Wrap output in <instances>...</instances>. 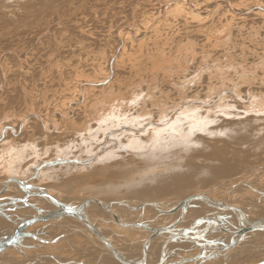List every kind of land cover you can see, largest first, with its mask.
I'll use <instances>...</instances> for the list:
<instances>
[{
  "label": "bare ground",
  "instance_id": "6f19581e",
  "mask_svg": "<svg viewBox=\"0 0 264 264\" xmlns=\"http://www.w3.org/2000/svg\"><path fill=\"white\" fill-rule=\"evenodd\" d=\"M248 1L250 0H164L163 3H161V5L159 6V10L156 13L147 15V13H144L143 10L141 24L133 26L132 24H128L127 22H121L117 26V50L113 54L108 55L109 61L113 62L114 60H116L117 54L118 52H120V57L122 55L127 56L128 59L134 63L135 67L141 68L143 65L140 62V59L145 53V42L148 40L156 47L158 51L157 55L151 54L149 56L153 62L152 68L154 70L157 69L162 71L161 73L163 76L167 77V81H169L168 77H171V79H173V82L169 84L172 89L168 90L166 88V92L159 91L158 86L160 85H158L156 77H152V80L150 81L151 84L146 88L145 92L140 91L139 93L141 94H139V96H137L138 91H134L128 94L127 97H124V95L122 94L123 88H120V86L119 89L115 91L114 89L109 90L110 88L115 86V79L118 76L123 79H126V76L120 75L119 72H116L112 69V67H109L107 58V60L103 62V64L101 65V69L99 70L100 76L96 75V79L91 81L85 80L86 82L77 84L73 86V88H71L74 92L71 96V100H67L69 98H66V100H64L62 104H57L54 109L48 111L47 114L45 113L47 116H41L39 113H36L33 107L30 108V112L26 115H31L30 117H27L29 119L28 122L34 119L32 121V124L35 122H40L43 127L46 123L47 127H45L44 129L45 134L52 135L50 132L51 130L60 127L61 124H65L71 125L74 130H77V132H83V134L88 133V135L92 136L90 123H92L93 121V123L97 124L96 127L93 128L96 132H98L99 130H103L105 132L107 130L108 134L118 133L123 136V140L125 130L129 129L135 130L136 132H146L148 130V126H150L149 129H151L152 134L148 135V138L146 139V142L148 141L147 147L141 146V136H136L137 133L132 131L127 134V136L130 138L127 139L128 141L123 145L116 139L112 140V142L118 145V147L121 148L124 153L120 154L122 156V160L118 164L110 167V170H114V173L106 177L107 180L103 182V184L107 182L106 184H108V187H105L106 185H104V187H98V190L94 188L95 190L93 195L97 194L96 196H98V193L102 194L103 196L118 195V189H120L121 186H124L125 182H127V187H129L130 181L127 177H130V175L140 170V166L136 167L137 163L135 162H141L144 166L146 165L147 160H157L161 161V163L165 161L170 162L169 158L178 151H180V153L175 154L176 159L183 160L186 156V153L189 154L188 157H192L194 155V153L191 154V146H193V144H199L201 146L200 150H198V152L196 153L206 152L207 148H209V144L212 145L213 148L221 149L222 147H220V145L222 144H220V141L223 140L219 137H226L228 142H230L231 137H236L242 133V129L250 127L254 125V123H264V114H253L264 112V58L261 59L260 63L254 64L252 67H250V71L247 73V75L238 74L234 80L230 79V73L228 72V70H230L231 68L235 70L239 68L238 66H236L237 62H234V65L228 64L224 66V62H220V60H218L217 58L214 63L212 62V64L215 65L213 66L215 67L214 70H212L211 66L207 65L208 67L206 68V65L204 63H200L197 72H201V70H203V72L206 73V75H204L206 77H203L205 80L203 81L207 82L202 83L201 81L199 85V92L197 91L196 93L191 95L188 93V88L191 84H193V78H189L186 76V73L188 72H186L187 64L189 63V61H181V57L183 54H189L188 51H186V49L188 48L187 46L191 45L192 43L195 46V43L193 42L194 40L188 42L186 41L187 44H183V40L187 39L184 37L181 42L183 45H181L180 43V46L178 47V49H180L182 53L179 57H173V53H171L170 50L165 51L166 46L164 47V45L162 44V42H167L166 39H163L165 33H163L162 30L164 25H171L172 21L177 22L181 19L184 21L195 20L196 22L198 21L200 23L203 21L205 22V20L207 19L209 20V18H215V16L221 14L223 15V19L225 20L223 23L225 24L221 27L223 30L220 28L222 30L221 33L216 34H218V36L224 35L225 38H221L222 40L220 41L226 44L233 39V34L226 32V30H228V28L230 27L228 24L229 21L239 19L241 23H244L252 14L264 18V3H262L261 0H253L251 2ZM239 2L240 4H249L248 6L246 5L247 7L244 6L243 8V5L241 7ZM223 10L224 12H222ZM227 14L229 15L230 19L226 18ZM151 49L152 48H147V53L150 51L152 52L153 49ZM189 51L191 53V57L196 56L195 47H190ZM245 60L240 64V66L243 67L244 65H249V63ZM174 62H176V65H173L175 64ZM76 69H78V71H81L78 67H76ZM259 69L263 72L262 75L258 74ZM154 70L152 71V73L155 72ZM82 73L86 74L85 71H82ZM203 74L200 73L199 77L201 78ZM87 77H90V74H87L86 78ZM214 77L217 78L216 83H212V79ZM226 82H236L237 84H235L232 90L226 88ZM173 89L177 92L176 102H173L170 97ZM105 90H109V92H105ZM98 91L101 93L99 97H93L92 99L86 97L87 93L92 94ZM146 98L147 100H145ZM235 100L242 106L235 105ZM133 104H139L138 107L140 108L141 113L137 115L138 117H127L126 115L128 114V110H130L129 108ZM158 104H160V106L163 108L160 110L164 111H161L159 115L160 117H162V122L157 121L158 123L146 125L147 127L141 129L137 119L146 117L147 115L148 119L152 120V115L150 114V110L148 109V107L149 105L155 106ZM235 107H237L235 111H228L229 108L233 109ZM255 107L256 109H254ZM125 109H128L127 113L125 112ZM46 111L47 110H45V112ZM238 112L245 118H236L235 120L231 121L235 113ZM120 114H122V117H119ZM250 114H253V117H251L252 115L250 116ZM26 116L19 120L20 123L18 124V130H21L24 122L27 123ZM225 117L228 119L225 120ZM222 118H224L223 121H221ZM117 121H119V123L114 124ZM220 122H223V124H218ZM216 123L218 124V126ZM133 125H137L140 129L134 128ZM236 128H238L240 132L236 135H233V131L236 130ZM261 128L262 127H260L258 130L261 131ZM8 129V131L11 132L13 136H8V138L4 137L3 139H0V159L3 160L2 165L4 166V171L6 172L13 169L14 166L20 165V161H22L23 158L30 156L28 154V150L37 148L36 141H34L35 143L32 142V144L21 141L22 138H24L23 132H21V134L19 135L17 129L13 125H10ZM221 133H223V135H221ZM173 136L176 137V140L173 139ZM169 137H172V141L162 145L161 141ZM45 138L47 137L45 136ZM107 138L109 139V136ZM177 142L181 143V145L175 146ZM173 146H175L173 150L176 151L169 149ZM48 147L53 149L54 151H57L58 148H62L60 142H58L55 146ZM48 147H46V149H48ZM110 148L111 145L106 144L105 146H103V150L99 152V154H93L92 159H94L95 157L103 158V155L107 156L106 151L110 150ZM261 148L262 150H260ZM249 149L251 153H254V156H259L260 151L262 152V154H264V146H257ZM59 150L57 152H59ZM37 154L38 153H36V155ZM219 154L216 153V155ZM129 156L132 160V162L130 163L125 161L126 159H129ZM236 157V153L232 155L233 159ZM239 157L241 156L239 155ZM210 158L214 159V157ZM256 159L257 158L253 160L256 161ZM195 160L198 163H201L202 161V159L198 158H196ZM52 163L53 161L48 162L46 165H51ZM223 163V160L220 159L208 160L205 161V163L201 167H194L192 165L184 167L181 170L182 173L192 177V181L184 184L183 187L171 186L169 192H167L168 187H165L163 185L166 182L161 181L163 180V177L160 175H157V179H154L158 181V184L149 183L150 185H148L146 188H143L142 191L140 190L141 188H139L135 184H132V187H134L136 190H140L136 197L140 198L141 200H143V197H147V199L151 198V200L143 203H141L142 201L138 200L139 209L131 207V210L134 212L129 211L127 213L118 212L116 210L118 207L117 202H115V200L123 199L127 195L119 194V196H114L113 198L109 199L110 201L96 196H90L88 198L84 197L85 199H83L82 195L81 198L83 200H79L77 201L79 203H77L70 202L67 197L68 195L60 193V191L57 192L56 190H54L52 185H43L38 181H33L30 179L28 183L38 187L39 189L47 190L56 199H60L62 202L72 206H77L78 204L87 201L88 203L86 206L87 208L85 209V215L88 220L92 224L98 226L100 232L103 234L106 240L113 246H115L127 258L140 259L144 254V246L146 243L145 240L149 237V235L155 234L154 232L156 231L157 234L152 238L149 245V252L147 256L148 264H156L160 262L165 255H167L166 257H168L170 253L174 254V261L178 264H182L186 261H194V263H196L195 261L199 260V257L196 256V254L187 255L186 252L195 253L197 251L203 252L204 250H207L205 247V242L202 240V236L204 233L211 231L214 232V230H216L214 234L218 238L225 237L226 239H228L229 243L235 242L236 240L233 235L224 232L221 227L216 224V222L210 220L207 217H212V219L219 221L222 227L228 228L230 230H238L241 224L240 220L249 219L247 216V212H245V210L241 207V203L239 202L240 204L237 205L234 203L236 202V200L231 201L227 196V194H230L231 192H233V190H238L236 188L240 187V183H243V180L245 179V176L247 174V170L237 171V173L226 171L221 175H218V167L219 165H224ZM43 164L44 163H42L41 165ZM33 170L35 171V169ZM25 172L26 171H19V174L17 175H15L14 173L9 174V172L8 174L11 177L14 176V178H18L21 180L23 179L26 181L27 177L25 176ZM99 172L100 174L102 173L103 176H105V172H102L100 170ZM199 175L203 176V182H206L207 180L210 181L214 178L220 179V181L213 184L214 186L212 188V191L210 192H192L191 188H194L199 184L197 183L199 181ZM115 177H122L123 181H117L115 180ZM7 180H0V190L3 189ZM76 184H78V182ZM250 184L252 185V183ZM18 188V185L13 182L8 185V189L5 190V193H3L2 195L0 194V204H3V206H0V240H5L6 238L10 237V235H12L17 228V225L23 222L25 218L29 219L31 217L41 216L51 212L52 210H55V205L49 197L26 196V194H24L25 192L21 194V190L19 189V191ZM252 189L255 191L257 190V194L259 193V196H261L260 199H262V203L260 204L264 205V189H260L259 187ZM11 190H13L15 194L14 196ZM221 192L227 193L225 195L228 199L225 200L224 198L223 200L222 198H220L218 195ZM202 193L210 197V199H212L213 201L232 204L237 207L238 210L234 211L232 209H219L213 207L210 205L211 202L209 203L203 197L201 199L191 200L185 203L184 206H180L176 209V207L180 205L179 203L185 198ZM173 197H175V199ZM16 198L25 200L14 202V199ZM240 201L243 202L242 204H244L245 202L243 200ZM127 202L131 204L132 201ZM97 203H99L100 206ZM245 204L247 203L245 202ZM260 204L258 205L260 206ZM107 206L110 207V211L107 210L108 208H104ZM102 207L108 213V216L110 215V217L104 215L101 209L97 211L94 210V208L99 209ZM21 209L22 211L20 212L19 210ZM261 209L256 208L255 210L254 208L255 211L252 210L250 211V213H252V215H255L254 213L260 211ZM225 210H231L234 212V214L229 215L220 213H226ZM32 212L35 213L33 214ZM135 212H137V214H135ZM199 213L200 215H196L193 218L195 214ZM114 216H117L119 218L120 223L116 221ZM263 216L264 212L255 220H249L257 221ZM68 217L72 216H59V218L44 220L42 222H37L29 226L25 225L26 231L30 232L31 234L20 238L19 242L15 244L21 246V248H18L19 251L24 250L25 247H27V249H30V251L33 253L37 248H32L30 246L39 244V247L47 245L46 249L51 252L48 251V253H45L42 252L43 249H38V251L32 254L33 256H30V260H28L29 257L24 258L25 260L22 261H24L25 263L23 264H123L122 262L117 260L115 256H113L112 251L106 246V244L102 242L97 236H95L94 233L88 230L85 225L81 223L82 227L78 226L77 228H74V226L70 225V219ZM75 220L74 222H76ZM230 220L235 221L233 222ZM113 221H115V223L117 222L120 225L114 223L112 224ZM137 222L141 225L150 226L151 228L147 229L145 226H138L140 224H131ZM196 222L198 223L194 228H192V226ZM122 223H130L131 225L124 226ZM175 224L176 227H174L172 232L166 231L168 225ZM182 227H184V229ZM52 229L53 233L55 234L53 236L54 238H47L48 232ZM125 230L128 231L124 233ZM180 233L183 236H178ZM172 235L174 238L173 241H170L169 239L170 237H172ZM197 236H199V240L197 239ZM24 239L28 240L27 243L23 244L22 241H24ZM61 240L67 241L69 242V244L71 243L72 247L73 245L78 244V242H81L84 244V246H82L84 247V249H81L79 247L74 248L75 246L73 247V249H75L77 252L78 250H89L92 252L93 256L89 258V260L77 261L71 258L67 259V256L64 254L56 255V253L50 250V245L52 243L60 242ZM115 240L125 242L127 245L119 247L120 245L115 244ZM197 242H200L201 245H199ZM131 243H136L137 245ZM229 243H223V245ZM218 244L219 243L214 241L212 243H209L208 246H218ZM158 245H160V248H158L159 251L157 256L154 257V254H152V252ZM245 246L248 247L245 248ZM12 251L0 253V261L13 258L12 256H15L17 253H15L14 250ZM10 252L14 254H11ZM26 252L27 250L25 249V253ZM235 252H244L241 256H247L249 260L253 259L256 256H260L263 259L264 230L257 229L256 231L246 233L242 241H239V243L234 245L233 247H226V249L222 250L219 255L215 256V259L218 260L219 264H221V262H223V264H227L229 262L238 263V259L234 260V257L236 256L233 253ZM251 252L254 253L250 255ZM261 258L258 257V259ZM217 260L215 261L217 262ZM239 260L242 261V259ZM216 262H212V264H218ZM176 263L170 262L167 264ZM207 264L210 263L208 262Z\"/></svg>",
  "mask_w": 264,
  "mask_h": 264
},
{
  "label": "rangeland",
  "instance_id": "374dc122",
  "mask_svg": "<svg viewBox=\"0 0 264 264\" xmlns=\"http://www.w3.org/2000/svg\"><path fill=\"white\" fill-rule=\"evenodd\" d=\"M163 1L164 0H0V139L13 136V134L8 131L9 126L13 125L17 129L19 135L23 132L24 138H22L21 141H25L29 144L36 141L37 144V148L28 150V154L30 156L23 158V160L20 161V165H16L13 169L8 171L9 174L14 173L17 175L19 174V171H26L25 176L27 177V182L30 179L38 181L43 185H52L54 190L57 192L60 191V193L68 195L67 197L70 202H77L90 196L95 197L97 195H93L95 189L98 190V187H104V185H106L105 187H108V184H106L107 182L104 184L103 182L107 180L106 177L114 173V170L111 171L110 167L118 164L122 160V156L120 154L124 153L118 145L112 142V140L116 139L123 145L128 141L127 139L130 138L127 134L131 131L136 132L135 130H125L123 140V136L118 133L108 134L107 130L105 132L103 130L96 132L93 128H95L97 124L92 121V123H90L92 136L88 135V133L83 134V132H77V130H74L71 125L65 124H61L60 127L51 130L50 132L52 135H50L45 134L44 129L47 127L46 123L44 127L40 122L38 123L34 121L35 123L32 124L34 119L28 122L29 119L27 117H30L31 115H26L30 112L29 109L33 107L37 114L39 113L41 116H47V112L54 109L57 104H62L66 98H69L67 100H71V96L74 93L71 88L77 84L86 82L85 80L91 81L96 79V75L100 76L99 70L107 58L109 67H112L114 71L119 72L120 75L126 76V79L118 76L115 79V86L109 90L114 89L115 91L119 89L120 86V88H123L122 94L124 97H127L128 94L134 91H138L137 96H139V94H141L139 92H145L146 88L151 84L150 81L152 80V77H156L157 83L160 85L158 86L159 91L163 92L166 88L168 90L172 89L169 84L173 82V79L168 77L169 81H167V77L162 75V71L157 69L154 70L152 68L153 62L149 56L151 54L157 55L158 51L156 47L150 43V41L147 40L145 42L146 50L143 57L140 59V62L143 65L141 68L135 67L134 63L131 62L127 56L122 55L120 57V52H118L117 59L113 62L109 61L108 56L117 50V26L121 22H127L133 26L141 24L143 10L144 13H147V15L156 13ZM251 1L253 0L248 2ZM261 1L264 3L263 0ZM248 4L246 5L248 6ZM242 5L243 8L246 6L244 3L240 4L241 7ZM222 12H224V10ZM226 18L230 19L228 14L226 15ZM249 18H247L244 23H241L239 19H234L233 21L228 22L230 27L226 30V32L233 34V41L230 40V42L226 44L220 41L222 40L221 38H225L224 35L218 36V34H220L223 30L221 28L222 25L225 24L223 23L225 20L221 14L215 16V18H209V20L207 19L205 22L203 21L199 23L195 20L184 21L180 19L177 22L172 21L171 25L163 26L162 32L165 33L163 39H166L167 42H162V44L164 47L166 46L165 51L170 50V52L173 53V57H179L182 53L178 47L184 37L187 39L183 40V44H187L186 41L188 42L194 40L193 42L195 43V46L193 43L187 46L188 48L186 51H188L189 54H183L184 57L183 55V58L181 57V61H189L187 64L186 72H188L186 73V76L193 78V84H191L188 88L189 94L192 95L197 91L199 92V85L201 81L202 83L207 82L203 81L205 80L203 77H206L204 76L206 73H204L203 70H201V72H197L200 63H204L206 68L211 66L212 70H214L215 67L213 66L215 65H213L212 62L214 63L217 58L220 62H224V66L228 64L234 65V62H237L236 66L239 68L236 70L233 68L228 70L230 73V79L234 80L238 74L247 75L250 71V67L261 62V59L264 58V18L253 14L250 15ZM182 43L181 45H183ZM190 47L196 48L197 57L190 56ZM147 48H152V52L150 51L147 53ZM244 60L248 62L249 65H244L242 67L240 64ZM174 63L175 64L173 65H176V62ZM76 67L80 68L81 71H78ZM153 70L155 71L154 73H152ZM82 71H85L86 74H83ZM200 73H204L201 78L199 77ZM262 73L263 72L259 69L258 74L262 75ZM87 74H90V77L86 78ZM216 79L217 78L214 77L212 79V83H216ZM235 84L237 83L226 82L225 86L226 88L233 90ZM109 90H105V92H109ZM100 95L101 93L98 91L92 94L87 93L86 97L92 99L93 97H99ZM176 96L177 92L173 89L170 95L173 102H176ZM145 100H147V98ZM138 105L139 104H133L129 108L130 110L125 109L126 113L128 110V114L126 116L138 117L137 115L141 113ZM235 105L241 104L235 100ZM236 108L237 107L233 109L229 108L228 111L233 112ZM148 109L152 115V120H149L147 115L146 117L138 118L137 121L141 129L147 127L146 125L158 123L157 121L162 122V117L159 115L162 111L160 109L163 108L160 104L155 106L149 105ZM254 109H256V107ZM45 110L47 111L45 112ZM239 112L235 113L231 121L236 118H245L241 116ZM253 114L262 115L264 112ZM253 114H250V116L252 115L251 117H253ZM121 115L122 114H120L119 117H122ZM24 116H26L27 123L24 122L21 130H18V124L20 123L19 120H21ZM226 119L228 118L225 117V120ZM223 120L224 118L221 119V121ZM118 123L119 121L114 124ZM218 124L222 125L223 122ZM133 127L140 129L137 125H133ZM260 127H262L261 131L258 130ZM149 128L150 126H148V130L146 132H136V136H141L140 143L143 147H147L148 141L146 142V139L148 138V135L152 134L151 129ZM241 131L242 133L240 135L231 137L230 142H228L226 137H219L223 140L220 141V144H222L220 145V147H222L221 149L213 148L212 145L209 144V148H207L206 152L196 153L200 150L201 146L199 144H193V146H191V154L194 153V155L192 157H188L189 154L186 153L183 160L176 159L175 154L180 153V151H178L172 156L174 158H169L170 162L165 161L161 163V161L157 160H147L145 166L141 162H135L137 163L136 167L140 166V170L130 175V177H127L130 181L129 187H127V182H125V187L121 186L120 189H118V195L103 196L98 193V196L96 197L109 200L114 196H119V194L127 195L123 199L115 200L118 206L116 210L122 213H127L129 211L134 212L131 210V207L139 209V201H142L141 203H143L151 200V198L147 199V197H143V200H141L136 196L140 190L142 191L143 188H146L151 183L158 184V181L154 180L157 179V175L163 177V180L161 181L166 182L163 185L168 187L167 192H169L171 186L183 187L184 184L192 181V177L182 173L181 170L184 167L190 165L194 167H201L205 161L220 159L223 160L224 165H219L218 175H221L226 171L237 173V171L242 170H247V174L243 183H240V187L236 188L238 190H233L230 194L221 192L218 196L223 200L224 198L225 200L230 198L231 201L236 200L237 202L239 199L245 201L247 203L245 204L244 202L245 205L242 204L243 202L240 200L237 203H234L237 205L241 203L240 205L245 212H247L248 218L250 220H255L264 212V205L260 204L262 203V199H260L261 196H259V193L257 194V190L255 191L252 189H255L256 187L264 189V154L260 151L259 156H254V153H251L249 148L264 146V123H254V125L244 128ZM239 132V129L236 128V130L233 131V135H236ZM45 136L47 138H45ZM108 136L109 139L107 138ZM171 139L172 137L165 138L161 141L162 145L172 141ZM173 139L176 140V137L173 136ZM58 142H60L62 147L57 149V151L61 149L59 152L48 147L55 146ZM106 144L111 145L110 150L106 151L107 156L103 155V158L95 157L92 159L93 154H99V152L103 150V146ZM178 145H181V143L177 142L175 146ZM175 146L169 149L173 150ZM46 147H48V149H46ZM260 150H262V148ZM36 153L38 154L36 155ZM216 153L221 154L216 155ZM235 153L237 154V157L233 159L232 155ZM239 155L241 157H239ZM210 157H214V159H211ZM128 158L129 159H126L125 161L128 163L132 162L130 159L131 157L129 156ZM196 158L202 159L201 163H198L195 160ZM255 158H257L256 161L253 160ZM2 161L3 160L0 161V180L5 181L7 179L14 178L13 175V177H11L8 172L4 171L5 168L2 165ZM52 161L53 165H46L48 162ZM42 163L44 164L41 165ZM33 169H35V171ZM99 170L105 172V176H103L102 173L100 174ZM198 178L199 181L197 183L199 184L196 185V187L191 188L192 192H210L214 186L213 184L220 181V179L214 178L210 181L207 180L206 182H203L202 175H199ZM115 180L121 182L123 181V178L115 177ZM77 182L79 185L76 184ZM250 183H252L253 186ZM132 184H135L141 189L136 190L131 186ZM11 192H13V190H11ZM20 192L21 194L24 193V191ZM225 194H227L228 198ZM14 195L15 194L13 192V196ZM82 195L83 199L81 198ZM173 198L175 199V197ZM127 201L132 202L130 204ZM258 204H260V206ZM253 207L255 210L256 208L262 209L254 213L255 215H252L250 211L254 210ZM97 208H94V210L97 211L101 209L104 215L108 216V213L103 209V207L99 209ZM19 211L21 212L22 209ZM225 211L226 213H220L229 215L234 214L231 210ZM135 214H137V212H135ZM196 215L198 216L200 213L195 214L193 218ZM108 217H110V215ZM68 218L70 219V225L74 226V228H77L78 226L82 227L81 222L78 220L73 219V217ZM74 220L76 222H74ZM230 221L234 222L235 220ZM113 223L118 224L117 222L115 223V221H113L112 224ZM126 231L128 230H125L124 233ZM214 232H216V230H214ZM114 242L115 244L120 245L119 247L127 245L122 241ZM57 243L64 245H60L59 247L65 254H67V259L71 258L77 261L89 260V258L93 256L92 252L89 250H78L77 252L73 249L74 246V248L79 247L84 249V247H82L84 244L81 242L73 245V247L71 246V243L69 244L67 241L61 240ZM131 244L137 245L136 243ZM46 246L47 245H43L42 247H39V244H36L35 246L30 247L37 248L34 252L38 251V249H43L42 252L48 253L49 250L46 249ZM19 247L20 245H14L10 247L11 249L8 248L4 252L14 250L15 253H23L22 257L21 255H15L12 256L13 258L11 259L0 261V263H25L22 260L31 256L30 249L25 247L27 250L25 253V249L20 251L16 250ZM157 247H155L152 252L154 257L157 256L159 251ZM246 247L248 246H245V248ZM254 252H251L250 255ZM10 253L14 254L12 252ZM198 253V251L195 253L186 252L187 255ZM240 253H233L236 256L234 257V260L238 259L237 264H239V262L240 264H247L248 262V264H262V258L260 256H256L249 260L247 256H241L244 252ZM258 257L261 259H258ZM213 259L214 258L210 260L211 263L216 262L215 260H217ZM239 259H242V261ZM195 262L196 263H194V261H186L182 264H205L206 258L204 256L203 258L199 256V260H196ZM216 263L219 264L218 260ZM221 264H223V262H221ZM234 264H236V262Z\"/></svg>",
  "mask_w": 264,
  "mask_h": 264
},
{
  "label": "water",
  "instance_id": "95a60500",
  "mask_svg": "<svg viewBox=\"0 0 264 264\" xmlns=\"http://www.w3.org/2000/svg\"><path fill=\"white\" fill-rule=\"evenodd\" d=\"M16 183L19 187V189L21 191H24L26 196H36V197H41V196H45V197H49L50 200L54 203L55 205V210H52L51 212L41 215V216H37V217H31L29 219H24L23 222H21L19 225H17V228L15 229V231L13 232L12 235H10V237L6 238L5 240H0V253L6 251L9 247L14 246L15 244H17L20 240V238L30 235L31 233L26 231V226L25 225H32L35 224L37 222H42L44 220H49V219H55V218H59V216H72L75 219H78L83 225H85L87 227L88 230H90L92 233H94L95 236H97L102 242H104L106 244V246L112 251L113 256H115V258L117 260H119L120 262H122L123 264H148V252H149V245L150 242L152 240V238L154 236H156L157 232L155 231V234L149 235V237L145 240V246H144V254L143 256H141L140 259H136V258H127L125 257L115 246H113L110 242H108L106 240V238L103 236V234L100 232V229L98 226L92 224L88 218L85 215V209L87 208V201L78 204L77 206H72L69 204H66L64 202H62L60 199H56L54 196H52L47 190L44 189H39L38 187L29 184L27 181L25 180H21L18 178H11L9 180L6 181L3 189L0 190V194L2 195L3 193H5V190L8 189V185L11 183ZM205 198L211 206L216 207V208H222V209H232L234 211H237V207H235L232 204H228V203H223V202H216L213 201L212 199H210V197H208L205 194H197V195H192L189 196L187 198H185L183 201H181L177 208H179L180 206H184L185 203L194 200V199H201V198ZM25 199L21 200L19 198L14 199L15 201H24ZM99 205V203H97ZM0 206H3V204H0ZM100 206V205H99ZM105 209L108 208L107 210L110 211V207H104ZM116 215V214H114ZM116 221H119V218L117 216H114ZM210 220H213L214 222H216V224L221 227V229L230 234L233 235L236 240L235 242H231L229 244H225L222 245L221 247H215V249H217L218 251H222L225 250L226 247H233L234 245L238 244L239 241H242L244 239V236L246 235V233L252 232V231H256L257 229H262L264 230V216L262 218H259V220L257 221H250L249 219H242L240 220L241 224H240V228L238 230H230L228 228H224L222 227V225L220 224L219 221H216L215 219H212V217H207ZM214 218V217H213ZM203 219V218H202ZM198 222H196L192 228H194L196 226ZM124 226L127 225H131V224H140V223H122ZM138 226H145V225H138ZM147 229L151 228L150 226H145ZM174 227H176L175 225H168L166 228V231L172 232V230L174 229ZM175 236V235H174ZM178 236H183L181 235V233ZM187 236V234H186ZM199 238V236H197ZM173 235L172 237H170V241H173ZM194 238V237H191ZM197 238V239H198ZM199 240V239H198ZM199 245H201L200 242H197ZM165 247V245H164ZM167 260V258H163L160 262L156 263V264H164L165 261ZM34 264V263H31Z\"/></svg>",
  "mask_w": 264,
  "mask_h": 264
},
{
  "label": "crops",
  "instance_id": "0c3cea01",
  "mask_svg": "<svg viewBox=\"0 0 264 264\" xmlns=\"http://www.w3.org/2000/svg\"><path fill=\"white\" fill-rule=\"evenodd\" d=\"M33 214L35 213V212H32ZM183 229H184V227H182ZM180 230H182V229H180ZM55 234L53 233V229L52 230H50L49 232H48V237L47 238H54L53 236H54ZM202 240L205 242V247H206V249L207 250H204L203 252L202 251H199V253L198 254H196V256H201V258H203V256L206 258V262H205V264H207L208 262L210 263V264H212L211 262H210V260L212 259V258H216L215 256H217V255H219V253L220 252H222V251H218L217 249H215V247H221L222 245H223V243H229V241H228V239H226L225 237H221V238H218L215 234H214V232L213 231H211V232H207V233H204L203 234V236H202ZM31 239V238H30ZM27 240L28 239H24V241H22L23 242V244L24 243H27ZM116 241V240H115ZM214 241H216L217 243H219L218 244V246H208L209 245V243H212V242H214ZM64 246V245H62V244H60V243H53V244H51L50 245V250H52L54 253H56V255L57 254H64V255H67V254H65L62 250H61V248L59 247V246ZM10 248V247H9ZM19 248H21V246L19 247ZM94 248V247H93ZM92 248V249H93ZM157 248H160V245H158V247ZM16 250H19V249H16ZM191 250V249H190ZM13 252V251H12ZM169 253V252H168ZM33 253L30 251V255H32ZM60 254V255H61ZM16 255H23V254H19V253H17ZM25 256V255H24ZM70 256V255H69ZM68 256V257H69ZM167 255H165L164 257L165 258H167V260L165 261V263L167 264V263H170V262H173V263H176L175 261H174V258H175V256H174V254L173 253H170L169 255H168V257H166ZM28 258V257H27ZM31 259V257L29 256V258H28V260H30ZM213 259V260H214ZM263 259H264V257H263ZM262 259V263L264 264V260ZM235 263V262H234ZM233 262H232V264H234ZM176 264H178V263H176ZM227 264H231V262H229V263H227ZM236 264H237V262H236Z\"/></svg>",
  "mask_w": 264,
  "mask_h": 264
},
{
  "label": "snow or ice",
  "instance_id": "6c2138e0",
  "mask_svg": "<svg viewBox=\"0 0 264 264\" xmlns=\"http://www.w3.org/2000/svg\"><path fill=\"white\" fill-rule=\"evenodd\" d=\"M221 135H223V133H221Z\"/></svg>",
  "mask_w": 264,
  "mask_h": 264
}]
</instances>
